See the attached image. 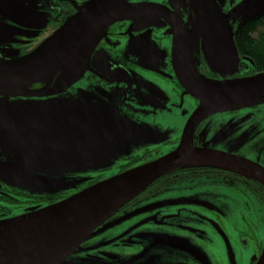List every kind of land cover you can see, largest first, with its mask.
I'll return each mask as SVG.
<instances>
[{"label":"flooded vegetation","instance_id":"1","mask_svg":"<svg viewBox=\"0 0 264 264\" xmlns=\"http://www.w3.org/2000/svg\"><path fill=\"white\" fill-rule=\"evenodd\" d=\"M84 1L35 0V5L26 4L25 7L37 14H48V26L55 31L77 13ZM214 1L216 3L198 0L204 7L201 13L214 8L225 15L241 2ZM192 2L130 0L129 3L145 4L152 10L134 20L123 19L109 26L92 52L86 67L88 70L73 83L49 88L40 84L42 86L35 91L41 90L38 96L44 98H3L7 103L16 102L17 105L34 104L33 100L45 101L43 108L46 106L47 111H54L36 115V119L48 121L38 125L36 135H45L54 141L52 145L39 149L37 167L49 169L58 174V178L49 180L42 191L34 193L23 189L22 185H12L15 174L11 170H23V163H27L23 161V139L20 147L13 148L12 140L6 138L12 134L11 128L1 118L6 119L9 114L0 113V136L3 139V145H0V221L64 201L112 176L161 158L179 146L189 116L179 133L167 139L164 146L163 143L155 147L146 145L153 134L146 135L147 127L138 122L141 118L151 117L154 125L156 122L161 124V110L165 108L161 94H158L160 103L141 108V114L136 105V112L128 108L132 98L144 99L151 91L152 78L170 85L178 98L169 101L167 109L178 104L181 106L178 101L182 99L178 96H183V100L190 98L193 110L200 105L199 98L188 93L177 76L173 57L175 33L183 31L184 55L193 57L194 70L187 64L185 66L194 72L191 76L195 81H230L264 72L258 70L256 60L243 53L237 44V35L248 22L242 26L243 18L209 20L204 16L194 20ZM160 9L169 10L176 20L170 19V22L169 18L159 17L157 11ZM208 20L216 26L209 27ZM30 23L35 25L33 21ZM13 29L14 32L6 33L5 38L9 39L14 52L22 56L38 41L34 35L38 30ZM190 37H193L191 42ZM209 116L196 123L191 136L193 146L256 163L264 170V148L262 160L258 155L253 156V151L251 154L248 150H232L231 146L215 148L209 145L210 140L222 144L224 140L239 144L243 139L264 142V103ZM210 123L223 128L225 138L220 134V137L204 140L201 132ZM136 125L141 127L144 135L140 136L142 141L136 151L129 152L125 146L126 136H131L132 142ZM20 127L18 132L23 134V124ZM6 129L9 130L7 133ZM121 138V149L109 148L110 142ZM108 149L111 153H120L119 161L115 162V159L120 155L116 158L106 155ZM20 183H23V173ZM146 208L161 214L157 230L154 227L148 234L143 233L145 224L138 215ZM180 224L196 237L185 238L181 261L167 264H256L264 249V184L243 171L223 166L192 165L175 169L121 206L76 249L80 251L77 256L70 255L61 264H135L136 257L130 259L131 253L138 254L137 261H143L150 252L158 254L161 245L158 229ZM187 243L192 248L189 249ZM208 259L212 263L205 262Z\"/></svg>","mask_w":264,"mask_h":264},{"label":"water","instance_id":"2","mask_svg":"<svg viewBox=\"0 0 264 264\" xmlns=\"http://www.w3.org/2000/svg\"><path fill=\"white\" fill-rule=\"evenodd\" d=\"M258 0H242L227 14L217 11L213 17L243 18L244 26L247 22L264 14V7L258 5ZM204 7H202L203 9ZM151 9L140 3H129L123 0H91L78 8L73 16L69 17L45 40L50 41L45 47H37L24 56L17 52L6 53L0 56V95L3 97H37L42 91L36 92L34 87L43 84L49 88L55 85L67 86L73 83V74L68 70L74 57H80V65L86 68L89 59L98 42L106 35V30L113 23L123 19H136L145 15ZM201 9V10H202ZM152 10V9H151ZM159 17L176 20L169 10L157 11ZM38 24L33 29L41 32L48 23V14L34 13ZM201 17L203 14L201 13ZM38 34V33H37ZM183 31L175 33L174 64L179 80L186 91L199 98L200 105L188 120L179 146L170 153L112 176L98 184L90 186L74 196L44 207L40 210L0 222V264H61L79 246L91 236L107 218L115 213L126 202L133 199L147 186L161 176L179 168L192 165L223 166L243 171L264 184V170L253 162L239 160L222 152L206 148L195 147L191 144V136L196 123L203 117L219 112L238 108H245L264 103V72L251 77L222 82H198L185 66L183 48ZM44 40V41H45ZM52 41V42H51ZM233 48L234 44L232 43ZM237 56V54H235ZM84 57V58H83ZM83 58V59H82ZM83 73V69L81 71ZM63 77V83L57 84V74ZM81 73V74H82ZM47 78V80H45ZM56 78V79H55ZM207 83V84H206ZM5 107L0 113L10 114L9 109L15 105L1 103ZM16 107L23 108L18 113L16 121L8 118L12 124V136L17 138L26 135L23 140V154L31 141L38 143L39 137L35 133L38 125L48 122L28 118L40 113L54 111L41 107L34 113V104H24ZM12 114H14L12 112ZM23 124V134L18 132ZM39 146V145H38ZM36 146L35 148H37ZM28 173L37 172L31 169ZM25 169V168H23ZM49 170V169H48ZM23 171L12 169L15 174L14 183L19 186ZM17 178V181H16ZM49 181H38L29 184V189L40 192ZM67 220V231L59 241L46 238L43 227L48 221L58 222ZM62 233L58 232V238ZM256 264H264V249Z\"/></svg>","mask_w":264,"mask_h":264},{"label":"rangeland","instance_id":"3","mask_svg":"<svg viewBox=\"0 0 264 264\" xmlns=\"http://www.w3.org/2000/svg\"><path fill=\"white\" fill-rule=\"evenodd\" d=\"M74 1L77 2L78 0H74ZM89 1H91V0H85L83 2V5H85ZM123 1H130V0H123ZM185 1L187 2L188 0H185ZM203 1H205L207 3L210 1L216 3L214 0H203ZM258 1H259L258 5L264 7V0H258ZM240 3L241 2H237L236 4L238 5ZM26 4L35 5V0H0V56L7 55L8 53H12L15 51L14 48L10 47L9 39L5 38L8 35L6 33H9L10 31L14 32L13 27L33 29V27H35V26L33 24H31L30 22L33 21V22H35V24H38V20H36V18L34 16V12H32V10H30L29 8H26L25 7ZM191 6L193 9L192 14H193L194 20L200 19L201 9H202L201 4L198 2V0H193V2L191 3ZM216 12H217L216 9L211 8L209 12L203 13V16L209 20H211L213 18H220V17H213L216 14ZM229 18H233V17H229ZM215 26H216V24H214L213 21L212 22L209 21V27H215ZM59 28H60V26L57 29H59ZM53 32H55V31L52 29V27H50L48 25L44 29H42L41 32H38V34H37V32H35L34 35L35 34L37 35L36 38H38L37 39L38 41L37 42L35 41V43L31 45V48L28 51H26V53L23 54L22 56L28 54V52L34 50L37 47H41V46L45 47L46 45H48L50 43V41H46L45 39L48 36H50ZM192 38L193 37H190V42H191ZM184 58H185V63L187 64V67H189L191 70H194L193 69L194 68L193 57L192 56H184ZM79 59H80V57H78V56L74 57L71 60L72 63L67 67L68 70L71 71V73L73 74V79L75 77H77V75H79V74L81 75L82 69H83V73H85V71L88 70L87 68L81 67ZM90 60H91V57L89 59V62H90ZM56 78L58 79V80H56L57 84L63 83L64 79L60 75V73L57 74ZM152 79H153L151 81L152 89H151V91H149V93L145 96L144 99L132 98V100L129 104L130 105L129 107H128V104L125 102H124V105H126L129 109L133 108L135 110V112L137 111L135 105L138 106L140 109L139 113L141 114V108L153 107L155 105H158L157 102L160 103L158 94H161V96L163 98L161 103L165 106L164 110H161L162 116H163V117H160L162 119L161 124H158L156 122L154 125L151 122V120H152L151 117H148V119H144V118L139 119L140 115L137 114L138 119H139L138 122H140L143 126H146L148 129L145 132V134L146 135L153 134L152 137L148 140L146 145H150V146L155 147V146L161 145L162 143L164 146V142L167 139H171L176 133H179V130L182 129L186 118L188 116L191 117L193 115V113L196 111V109L193 110L194 106H193L192 100L190 98H186L185 100H183V96H178L180 99H182V101H178L179 103H181V106H180V104H178L170 110L167 109L168 102L169 101H171V102L176 101V100H178V98L173 93V90L171 89L170 85L166 84L162 80H158L156 78H152ZM45 80H47V78H45ZM53 83H54L53 86H56L55 80ZM43 84H45V83L43 82ZM41 86L38 84L37 87H34V88L37 89L38 87H41ZM98 90H101V89H98ZM2 96L3 95H0V106H1V103L8 104L7 101L3 98H10V97H3L2 98ZM28 98H32V97H28ZM36 98H44V97L38 96ZM33 102L36 105V108L33 111L34 113H38L40 111L41 107H43V105H45V101L36 102V100H33ZM9 104L12 106L15 105V109H13V108L9 109L10 114H9L8 118L13 117L14 120L16 121L18 113H23V108L16 107V102H11V103L9 102ZM18 106H23V104L20 105L18 103ZM4 109H6V108L0 107V111H3ZM185 110L187 112L184 113ZM12 112L14 114H12ZM164 112H167V113H164ZM21 117H23V115L18 117L17 120H20ZM189 117H188V119H190ZM209 117H211V116L208 115L207 118H209ZM1 118L3 119V121L4 120L6 121L5 122L6 126L8 125L10 128L12 127V124L8 121V118H6V119L3 117H1ZM28 118L35 119L36 117L34 115H31ZM3 130H5V128H3ZM8 131L9 130L6 129V133ZM201 134H202V137L204 138V140L209 139V138H214V136L220 137V134L223 135V137L225 136L223 134V128H221V129L217 128L214 125V123H210L208 126H205V128L203 129ZM141 135H144L142 130H141V127L136 125V130L134 133V139L132 140L133 143L131 142L132 137L128 136V135L126 136L127 141L125 142V144H126L125 146H127V149H129V152L131 150L136 151L137 146H139L140 142L142 141V139L140 138ZM40 136H42V137H39L38 143L35 141H31L29 146H27L28 149H27L26 154H24V160H23L24 162L27 163V164L23 163V168H25L23 170H27L28 168H26V167H30L31 169H34V168L38 169V171L33 172V173H28V172L20 169L21 171H23V183H19V186L22 185L23 189L28 190L32 193H34L35 190L29 189V184H32V183H35L38 181H49V180L58 178V174L52 173L47 168L37 167V165L39 163V162H37L39 160V154H38L39 149L43 146H47V144L52 145L54 143V141L53 142L51 141V138H46V137H44L45 135H40ZM6 138H9L10 140H12L13 148H17V147H20V141L22 139L24 140L26 138V135H23V138L22 137L17 138L16 136H12V134H11V135H7ZM83 138H84V136H83ZM122 141H123V139L121 138L120 141H116L113 143L110 142L111 146H109V148L110 149H113V148L121 149L122 148ZM209 142H210L209 145L212 147H215V148L231 146L232 150H248L251 154H252L251 151H253L255 153V154H253V156L256 157V155H258L263 160L262 150L264 148V142H262V141L244 140L243 139V141L240 142L239 144H229V143H226L225 140H224L223 144L220 141L213 142L212 140H210ZM0 145L1 146L3 145V139L1 136H0ZM132 145H133V147H132ZM36 146H38V147L35 148ZM133 154L136 155V152ZM106 155L108 157H111V158H116L117 156L120 155V153H111L109 150V152L106 153ZM120 157H122V156L120 155L118 158H116L115 162L119 161ZM51 170L53 172H60L58 169L56 171L53 169H51ZM13 184H14V182L12 181V185ZM138 215L140 216L141 220L144 221V224H145L144 227L146 230L143 233L148 234V231L152 232L154 227L157 230V226L160 224V221H159L160 216H161L160 213H158L155 210L152 211L150 208H146V209L142 210L141 212H139ZM204 216H207V215H204ZM164 217H165V214L162 215V218H164ZM8 219H11V218H8ZM8 219H4V220H8ZM4 220H2V221H4ZM161 227H162V225H161ZM183 227H184V225L180 224V225H178V227H172V228L165 227V229L162 227V228L158 229L157 236L159 239H161V242H160L161 245L157 249L158 254L150 252L145 257V259L143 261H137V259H139V258H137V257H139L138 254H136V253L132 254L131 253V255H129L130 259L135 256L136 257V258H134L136 260L135 264H149V262L152 264L153 263L154 264H167L169 262L181 261L180 257L182 258V256H181L182 247L184 245H186V243L184 242L185 238L187 240L188 238L193 239L194 237H196L195 233H191L192 232L191 230L184 229ZM192 227H195V226H192ZM200 230H202V227H200ZM185 235H186V237H185ZM199 235H200V232H199ZM164 240H165V242H164ZM147 241H150V239H148ZM203 241H204V239H203ZM187 245H188L189 249L192 248L190 243H187ZM79 252L80 251L76 250L71 255L77 256V254ZM114 252L115 251H113V253ZM107 256H109V255L107 254ZM205 262L212 263V261L209 259Z\"/></svg>","mask_w":264,"mask_h":264},{"label":"trees","instance_id":"4","mask_svg":"<svg viewBox=\"0 0 264 264\" xmlns=\"http://www.w3.org/2000/svg\"><path fill=\"white\" fill-rule=\"evenodd\" d=\"M237 44L243 53L256 60L258 70H264V14L249 21L239 31Z\"/></svg>","mask_w":264,"mask_h":264},{"label":"bare ground","instance_id":"5","mask_svg":"<svg viewBox=\"0 0 264 264\" xmlns=\"http://www.w3.org/2000/svg\"><path fill=\"white\" fill-rule=\"evenodd\" d=\"M65 223H67L66 219L59 220L58 222H55V221L46 222L43 227L44 234L47 233L46 238H48V240L50 241L52 240L53 243L62 239L66 235V234L65 235L63 234L67 231V227ZM59 231L60 233H62L61 236L53 239V237L58 236Z\"/></svg>","mask_w":264,"mask_h":264}]
</instances>
